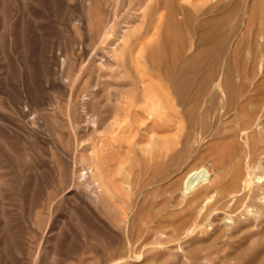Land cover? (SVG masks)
<instances>
[{
    "label": "rangeland",
    "instance_id": "obj_1",
    "mask_svg": "<svg viewBox=\"0 0 264 264\" xmlns=\"http://www.w3.org/2000/svg\"><path fill=\"white\" fill-rule=\"evenodd\" d=\"M160 1L0 0V264H264V207L261 208L257 220H253L255 218L252 213L246 215L245 211L238 214L228 212L227 215L220 211L213 212L212 216L219 219V224L215 222L217 221L215 219V221H210L211 223L208 222L198 228L195 233L176 238H169V230H167L166 235L163 234L162 238L158 237L160 239L152 236L147 237L143 248L131 251L127 247L128 252H124L126 246L131 243L136 228L142 229L141 225L145 223L139 221L138 217H143L147 221L154 215H162L159 211L162 203L153 195L156 191L165 190V199L169 200H167L166 208H173V211L165 210L164 214L167 215L170 210V216H177L184 208L182 203L186 204L193 196L192 193H187V197L182 195L186 202L180 198L182 193L185 194V189L180 185L182 180L180 178L184 177L189 170L206 168L209 177L212 178L218 174L219 170H215V168L220 161L222 164L224 163L222 167L226 165L227 170L223 168L224 172L236 170L235 167L238 166L236 163H231L228 166L226 162L225 153L230 146L229 142L223 144L225 147L223 150L220 149L222 144L218 145L217 140L206 141L199 150L188 147V159L171 173L170 178L164 180L165 186L158 187L152 185L156 179L164 178L168 170L165 171L161 166L155 170L154 166L160 161L162 163L170 161L169 163L172 164L180 152L182 154L184 151L180 146L182 140L180 133L177 134L178 129L175 125L170 126L172 128L168 127L167 135L166 130L162 132L164 136L158 134L160 131H154V135H152L153 133H150L149 129L143 128L146 133L144 134L145 131L141 130V133L135 135L133 142H127L123 137L120 138L119 144H125L126 147L127 144H130L128 151H125L127 148L124 145L113 147L114 150L116 148L120 151L121 157L127 153V156L125 155L127 159L125 157L121 160L118 158L123 162L120 170L114 168L118 161L115 155L118 154L111 150L110 145L104 144L103 153L105 154L100 153L101 164H103L100 171L103 174L100 175L103 176L105 185H109L112 179L117 176L121 177L128 171L133 176V178L128 176V181L130 183L135 181L138 185L129 186L136 191L132 198L133 204L136 202V206L134 205L132 208L125 201L123 210L116 194L122 190L120 196L129 200L130 197L124 196V190H128V186H98V176L95 175L90 162L86 161L89 160L86 157L90 154L92 144L88 138L92 125L87 123V112L90 115L92 110L96 111L97 100L104 102L102 101L103 95L108 89H111L108 87H112L110 85L112 82L114 84L121 81L127 82L126 79L130 72H136L142 76L144 74L156 76L160 71L157 69L164 66H172L170 67L171 71H180L184 61L183 51L185 48H191L192 56L193 54L196 56L197 51L199 52V49L202 48L203 43L198 39V35L201 33L200 28L189 25L181 31L177 29L172 20L166 23L165 14L168 7L161 6ZM202 1L177 0L178 3L188 6L194 15ZM224 1L223 3L226 4L229 0ZM240 1H243L245 6H250L249 4L252 2V0ZM255 1L258 2V0ZM257 8L259 9L255 5L256 11ZM177 19H182V16H178ZM131 40H134L133 43ZM232 43L234 44L236 41L228 44L229 52ZM260 44L262 43L260 42ZM251 48H253L252 45ZM133 49L134 51H132ZM115 53L118 54L115 55ZM251 53L253 52L251 51ZM225 54H228V57L223 55L218 62L219 65H222V71L229 69L228 64L226 65V61H229L230 71L234 73L237 69L240 73L246 72V75L253 71L255 76L258 75L254 79L255 82L258 80L264 88V58L260 61L261 54L246 55L247 58L240 54L237 64H232L230 53ZM199 57L210 61L209 55ZM151 59L153 63H156L154 72L152 71L153 67L150 68ZM119 65L121 69L118 67ZM117 69H120L121 74L118 77H112L111 75ZM120 89L122 91L117 90L116 95L124 93L130 88ZM95 95L98 96L92 98ZM94 99L96 100L94 101ZM92 101L95 102V106ZM89 104H93V107L90 105V108ZM173 107V111H165L167 114L164 113V117L167 120L170 118L168 121L171 124H177L172 119L178 117L180 122H183L185 118L182 109L175 106V103H173ZM172 112L178 115L173 117ZM196 115L194 118L197 117ZM185 121L182 125L184 130L186 129ZM99 131L102 132L101 129ZM140 138H144L145 141L142 140V142ZM156 142L163 145L166 152L161 145L157 147ZM151 143L157 145H155L156 148H153L152 154H148L146 149L149 150ZM119 148H125L122 149L125 153H121L122 150ZM160 148L163 150L162 152ZM107 152L110 154L112 152L115 155L112 156ZM215 162L218 164L214 165ZM104 166L106 167L104 168ZM261 166L257 169L254 166L250 172L263 176L261 174H264V167ZM136 170L139 174L136 173ZM182 172L184 173L182 174ZM144 181H146V185L143 184ZM255 181L258 186L261 185V180H258L260 183L257 179ZM150 182L152 188L150 185L148 186ZM93 188L94 190H92ZM118 188L121 189L117 190ZM150 191L152 192L150 193ZM96 193H99L98 197H96ZM169 195L177 199L174 200ZM216 196L209 194L207 197L210 199L206 198V201L200 205L201 216L218 204L219 198ZM151 199L157 201H151ZM175 201L181 203L176 202L178 204L176 205ZM151 202H155L158 206L152 205L150 209ZM115 208H120L121 213L115 211ZM138 208L141 209L138 210ZM153 211L154 214H152ZM223 218L224 220H222ZM227 218L232 219L227 221ZM243 219L247 222L245 223ZM249 220L252 221L249 222ZM130 224L132 227H129ZM213 229L216 231L214 232ZM95 234L96 236H94ZM109 235L115 238L112 237L111 241ZM151 239L152 241H150ZM209 242L211 245H208ZM206 245L208 249L205 248ZM217 245L220 247L217 248ZM186 249L187 251H185ZM202 250L205 251L202 252ZM127 256H129V260ZM119 260L121 262H116Z\"/></svg>",
    "mask_w": 264,
    "mask_h": 264
},
{
    "label": "bare ground",
    "instance_id": "obj_2",
    "mask_svg": "<svg viewBox=\"0 0 264 264\" xmlns=\"http://www.w3.org/2000/svg\"><path fill=\"white\" fill-rule=\"evenodd\" d=\"M223 1L224 0H203L202 2H200V7L196 8V14L194 15L189 10L190 8H188V6L182 5L181 3H178L177 0H161L160 1L161 6H165V8L168 7L167 13L165 14L166 23L169 22L170 20H172V22L177 26V29L181 30V31H182V29H184L185 27H187L189 25H195V27L198 26L200 28L201 33L198 35L199 37L198 36L197 37L203 43L202 48L199 49L200 50L199 52L197 51L196 56H194V54L192 56L191 48H185V50L183 51L185 56H184V54H182L184 56V61L182 62L183 65H182V67H181L182 69L180 71H171L170 67H172V66H170V67L164 66L162 68L157 69L160 71H159V75H156V76L145 75V74L142 76L136 72L133 73V72L129 71L130 74L128 75V78L126 79V80H128L127 82H124V81L122 82L121 80H120L121 82H119L117 84H114L112 82V84H110V85H112V87H108L111 89H108L107 91H106L107 88L105 89L106 92L103 95V100H102L104 102H99L97 100L98 102L96 101V106H95V102L92 101L94 103V106L96 107V109H95L96 111L92 110V112H91L92 114H90V115L87 112V115H88L87 116L88 117L87 123L92 125V127L89 131V134H88V138L92 141V144H91V148L89 147L90 148V154H88L89 156L88 155H87L88 157L85 156L86 158L89 159L86 161L90 162L92 168L94 169L95 175L98 176L97 177L98 178V181H97L98 186H128L129 189L124 190L125 191L124 196L126 198L130 197L129 200L124 199L120 196V195H122V190H121V192H118L119 195L116 194L117 198H118L117 200L120 203L122 210H123V205H124L125 201H127L126 204L132 208L136 204V202L133 204V201H132V198H134L136 191L132 187H129V186H138V185H137V183H135L134 180H133L134 183H132V182L130 183L128 181V179H127L128 176L133 178V176L130 175L129 171L126 172L125 174H123L121 177L117 176L115 179H112V182H110L109 185H105L106 183L103 179V176L100 175V174H103L100 171L101 165H103V164H101V157H100L101 154L100 153L104 152V150H105L104 147H105L106 143L108 144V146L110 145L111 150H114L113 147H115V146L116 147H122L124 145L126 147L125 144H123V145L119 144L121 142V141L119 142L120 138H122V137L126 138L127 142L128 141L131 142L133 140V138L135 137V135L137 133H141V130H144V129H149V132L153 133L152 135H154V131H160V133L158 132V134L162 135L163 134L162 132H164L166 130L165 132L167 135L168 127L175 125L178 129L177 134L180 133V139L182 140V141H180V146L183 147L184 151H182V154L180 152L179 156H177L175 158L176 160L174 159L172 164L169 163L170 161H165L164 163H162L160 161V163H157L154 166L155 170H156V168H159L160 166L162 168L164 167L165 171L168 170L167 171L168 173L166 174V176H164V178H160L159 180L156 179V181L152 185V186H157V187L158 186H165V184H163L164 180L166 178H170L169 176L171 175V173H173L178 166H180L182 163H184V161L186 159H188V156H189V153L187 152L188 147H192V148H194V150H199V148L201 146L205 145L206 141L217 140L219 142L218 145H220V143L222 144L220 146V149H222V150H223V148H225L223 146V144L226 142H229L230 146L226 149V153H225L226 162H227L228 166L231 163H236L238 165L235 167L236 170L234 169V171L230 170L229 172L228 171L224 172V169H226V165H225V167H222L224 163L222 164V162L219 160L221 163L219 162V164H218V163H216L217 162L216 161L215 162L216 164L214 163V165L218 164V166L215 168V170L217 169L220 172L218 171V174L215 175L214 177L212 176V178L209 177L210 175H209V172L207 171L206 168L191 169L192 168L191 167L190 168L191 170H189L184 175V177L180 178V179H182L180 185L182 186L183 189H185V191H184L185 194L182 193L180 198L184 199L185 197H187V195H186L187 193H192L193 196L187 202L184 199L186 204L182 203L184 205L183 206L184 208L181 209V211L179 212V214H177V216H173V215L170 216L169 211L170 210L173 211V208H166L167 207L166 204L168 205V203H167L168 198L165 199L166 191L161 190V191H156L155 193L153 192L154 193L153 195L156 196V198H158L157 200H160L161 201L160 203H162V205H160V207H159L160 208L159 211H161L162 215H154V217L148 219L147 221H145V219L143 217H138L139 221L145 222V223H142V225H141L142 229L136 228L137 230L134 233V236L132 237L133 239L130 237L131 243H129V246H126V250L124 251L125 253L127 251V247L131 251H136L140 248H143V244L146 241L147 237H149V236L156 237L157 239H160V238H158L159 236L162 238L163 234L164 235L167 234L166 233L167 230H169V232L167 231L169 233V236H170L169 238H171V237L176 238V237H179L182 235L187 236V235H190L192 233H195V231L198 228L206 225L210 221L211 222L215 221V219L217 220L215 222H217V224H219L218 223L219 219L213 218V216H212L213 212L220 211V212H223L224 215L225 214L227 215L228 212H234V213L236 212L238 214L241 211H245L246 215H247V213H252L254 215V218H255L253 220H257V216L259 215L261 208L264 207V203H263V200H264V174H261L263 176H259L256 173L252 174L250 172V170L253 169L254 166H256V169H257V167L263 165V163H264V88H263L262 83H260L258 80L255 82L254 79H256V77L258 75L255 76L253 71H251L250 74L246 75V72L242 71V73H240L237 69H235V72L233 73L232 71H230V62L229 61H226L227 62L226 65L228 64L229 69L227 68L226 71H222L221 70L222 65L218 64L219 60H221V57L223 55L228 57L227 56L228 54L227 55L225 54L227 52L232 55L231 56V59L233 60L232 64H237V60H238V57L240 56V54H242L244 56H246V55L249 56L250 54L256 55V53H259V54H261V58H259V59H261L260 61H262V59L264 58V9H263L264 3H263V0H258V2H256L255 0H252V2H251L252 4L251 3L249 4L250 6H245L246 4H243L242 3L243 1L241 2L240 0H238V1L229 0L228 2H226V4H224L225 1H224V3H223ZM246 3H247V1H246ZM242 4H243V6H242ZM255 5H257L259 7V9L257 8V11L255 10ZM192 9H194V8H192ZM256 13H257V15H256ZM178 16H182V19L178 20L177 19ZM173 19H175V20H173ZM188 29H189V27H188ZM195 29H197V28H195ZM163 33H164V31H163ZM238 33H239V35H238ZM118 34H120V33H118ZM121 35H120V37H121ZM118 37H119V35H118ZM118 37H117V40H118ZM193 38H195V37H193ZM198 39H197V42H199ZM123 41H124V39H123ZM133 41H132V43H133ZM235 41H236V43H234V44L232 43L233 48L231 45V49H230L231 51L229 52L227 50L230 48V46L228 47V44L230 42H235ZM259 41L262 44H260ZM123 45H125V44H123ZM166 45H168V44L166 43ZM251 45L253 46V48H251ZM128 46H130V45H128ZM111 47H113V46H111ZM135 48H136V46L134 47V49ZM134 49L132 51H134ZM251 51L253 53H251ZM121 52H122V50H121ZM116 54H118V53H115V55ZM132 54H133V52H132ZM205 55H209V58H210L209 62L210 63L207 61V59H204V58L201 59L202 57H199V56H205ZM100 56H101V54H100ZM120 56H121V54H120ZM246 58H247V56H246ZM256 60H258V59H256ZM150 61H151L150 62V64H151L150 68L153 67L152 71L154 72V68H155L154 64H156V63H153L152 59ZM177 63H178V61H177ZM246 63H248V60H246ZM147 65H148V62H147ZM216 65H218V66H216ZM118 67L120 68V65ZM121 67H123V66L121 65ZM120 69L119 70L117 69V71L114 72V74H112L111 76L112 77H118L121 74ZM125 70H124V72H125ZM259 72H260V70H259ZM99 83H100V81H99ZM124 87H128V89L129 88L130 89L127 91L125 90L126 92H124V93L116 95L118 92L117 90L122 91V89H120V88H124ZM95 91H96V89H95ZM103 92H104V90L102 91L101 95L103 94ZM98 94L100 95V93H98ZM97 96L98 95H95L92 98H96ZM88 97L90 98V96H88ZM100 99H101V97H100ZM114 99H115V102H114ZM95 100L96 99H94V101ZM173 103H175V106L177 105L178 107H180L182 109L183 117L185 119L183 117L182 118L184 119V121L186 120L185 121L186 129L185 130L182 126L184 121L183 122L181 121L182 122L181 123L179 120V117L176 119H172V120H175V122H177V124L176 123L171 124V122H169L170 118L168 119L169 120L168 121L164 117V113L167 114L165 112L166 110H169V112L173 111V109H174ZM90 105L91 104H89V107L91 108V106L93 104L91 106ZM84 110L85 109H83V111ZM85 112H86V110H85ZM177 112H178V109H177ZM196 113H197V115H196ZM168 115H170V114H168ZM174 115L176 116L178 114L173 113V117H174ZM195 115L197 116L196 118H194ZM170 116H168V117H170ZM179 116H181V115H179ZM193 119H196V120H193ZM170 128H172V127H170ZM100 129L102 130V132L99 131ZM173 131H175V130H173ZM142 133H143V131H142ZM145 133H146V131L144 132V134ZM147 135H148V133H147ZM163 136H164V134H163ZM175 137L176 136H174V138ZM148 138H149V136H148ZM150 138H151V136H150ZM154 138H153V140H154ZM175 139L177 140V138H175ZM142 140L145 141L144 138L141 139V141ZM137 142H138V140H137ZM154 142H155V140H154ZM162 142L164 143V141H162ZM165 142H166V140H165ZM148 143H149V141H148ZM156 143H155V145L158 144V143L157 144ZM166 143H168V142H166ZM87 145H89V144H87ZM103 145H104V147H103ZM155 145L152 144V145H150V148L147 147L149 150H147L146 147L143 149L144 150L146 149V151H148L146 153L152 154V151H154L153 148L155 147ZM160 145L161 144L159 143L157 147H160ZM129 146H130V144H127V147H126L127 150H125V151L130 150ZM144 146H145V144H144ZM161 146L163 147V145H161ZM140 148H142V147H140ZM85 149H86V147H85ZM122 149H125V148H122ZM122 149H120V150H122ZM164 150H165V148H164ZM81 151H83V150L81 149ZM85 151L86 150H84V153H86ZM114 151H116L115 154L116 153L118 154L117 156L115 154H112V152H111V154L108 152L107 153L112 155V156L115 155V158L118 161L116 163L117 165L115 164L116 166H114V161H113V166H114V168L116 167L117 169L120 170V168H122V166H123L122 165L123 162L119 161V159L120 160L125 159L126 158L125 155L127 153L125 155L123 154L124 156H122L123 157L122 158L121 157L122 154L120 155V153H119L120 151H118V149L115 148ZM125 151L122 150L121 153L122 152L125 153ZM162 151L163 150L161 149V152ZM109 152H110V150H109ZM165 152H166V150H165ZM146 153H144V154H146ZM103 154H105V153H103ZM141 154H143V153H141ZM110 155H108V156H110ZM221 155H222V152H221ZM108 158H106V159H108ZM110 158H111V156H110ZM201 158H203V157H201ZM223 158H225V157H223ZM172 159H173V157H172ZM130 160H131V158H130ZM130 160H129V162H130ZM221 160H222V157H221ZM83 163H84V161H83ZM104 164H106V163H104ZM108 164H109V162L107 163V165ZM150 164L152 165L151 162H150ZM185 165H186V162H185ZM91 166H90V168H91ZM113 166H112V168H113ZM136 166L138 167V165H136ZM105 167L106 166H104V168ZM261 167H264V165ZM81 168H83V167H81ZM129 168H130V166H129ZM185 169H187V168H185ZM213 169H214V167H213ZM259 169H258V171H259ZM90 171H91V169H90ZM110 171H111V173L113 172L112 169ZM78 172H79V170H78ZM124 172H125V170H124ZM76 173H77V171H76ZM115 173L116 172L114 171V174ZM136 173H138V170H136ZM153 173L156 174V172H153ZM183 173L184 172H182V174ZM85 174H87V173L85 172ZM258 174H260V173H258ZM107 175H109V174H107ZM87 176L89 178V175H87ZM177 177H179V176H177ZM137 178H136V180H137ZM256 179H257V181L258 180L262 181L260 186H258L256 184V181H255ZM85 180H86V178H85ZM109 180H111V178H109ZM140 181L142 182V179ZM88 182H90V181H88ZM145 182L146 181H144L143 184H145ZM91 184H93V183H91ZM84 185H86V184H84ZM149 185L151 186V182H150V184H148V186ZM152 186H151V188H152ZM119 189H121V188H118L117 190H119ZM162 189H163V187H162ZM92 190H94V188ZM143 190H145V189L143 188ZM106 191H107V189H106ZM101 192H103V191L101 190ZM151 192L152 191H150V193ZM173 192H174V189H173ZM91 194L92 193L90 192V195ZM98 194L96 193V197H98ZM209 194H215L218 196V198H219L218 204H216L215 206L210 208L206 214L201 216L200 215V213H201L200 212V209H201L200 205L204 201H206V198L207 199L211 198V196H210V198L207 197ZM182 195L183 196L186 195V196L184 198H182L183 197ZM169 196L172 197V199H174L173 196H171V195H169ZM179 196H180V194H179ZM139 199H140V194H139ZM175 199H177V198H175ZM152 200L154 201L155 199H151V201ZM157 200H155V201H157ZM170 200H171V198H170ZM90 201H92V200H90ZM171 201H173V200H171ZM94 202H96V201H94ZM176 202H180V201H175V204L178 205ZM139 203H141V202H139ZM152 205L158 206V204H155V202H151L150 209H151ZM203 205H205V204H203ZM180 206H181V204H180ZM91 208H92V206H91ZM178 208H181V207L178 206ZM178 208L176 207V209H178ZM119 209L115 208V211H117L118 213H121V211ZM139 209H141V208H138V210ZM156 209H158V208H156ZM167 209H170L168 211L169 215L164 214V211ZM249 209H251V210H249ZM95 210H97V209H95ZM142 211H143V209H142ZM157 211L158 210H156V212ZM142 214H143V212H142ZM152 214H154V211ZM237 214H234V215H237ZM144 215H146V214H144ZM85 218H86V216H85ZM229 219L231 220L232 218H229ZM229 219L227 218V221ZM222 220H224V218ZM250 221H252V220H249V222ZM246 222L247 221H245V223ZM220 224H222V223H220ZM130 226H131V224L129 225V227ZM248 227H250V226H248ZM252 227H254V226L252 225ZM119 229L121 230V227ZM130 230H129V233H130ZM208 230H205V231H208ZM213 230H214V232L216 231L215 229H213ZM97 231L99 232V230H97ZM133 231H135V230H133ZM106 232H107V230L105 231V233ZM238 232H239V230H238ZM209 233H211V232H209ZM211 234H214V233H211ZM222 234H224V233H222ZM94 236H96V234ZM112 237H114V236L109 237L111 239V241L113 240ZM125 238H126V236H125ZM106 239H108V238H106ZM106 239H105V242H106ZM97 240H98V238H97ZM150 241H152V239ZM170 241H172V240H170ZM98 242H99V240H98ZM181 242H183V241H181ZM175 244H177V243H175ZM126 245H128V244H126ZM208 245H211V243ZM181 246L183 247L184 244ZM218 246L219 245H217L216 247L218 248ZM109 247H110V245H109ZM146 247H148V246H146ZM205 248L208 249L207 245ZM177 249H178V247H177ZM187 249H189V248H187ZM187 249L185 251H187ZM204 251L202 250V252H204ZM124 255L125 254H123V256ZM200 256H202V255H200ZM127 257H128L127 259L129 260L130 259L129 256H127ZM116 262H121V260L116 261ZM117 264H119V263H117Z\"/></svg>",
    "mask_w": 264,
    "mask_h": 264
}]
</instances>
